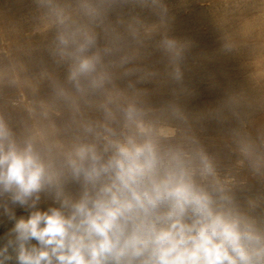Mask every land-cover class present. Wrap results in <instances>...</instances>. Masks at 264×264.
<instances>
[{
    "label": "clouds",
    "instance_id": "1",
    "mask_svg": "<svg viewBox=\"0 0 264 264\" xmlns=\"http://www.w3.org/2000/svg\"><path fill=\"white\" fill-rule=\"evenodd\" d=\"M179 7L27 0L0 32V264H264V79L204 99Z\"/></svg>",
    "mask_w": 264,
    "mask_h": 264
},
{
    "label": "bare ground",
    "instance_id": "2",
    "mask_svg": "<svg viewBox=\"0 0 264 264\" xmlns=\"http://www.w3.org/2000/svg\"><path fill=\"white\" fill-rule=\"evenodd\" d=\"M175 34L192 41L196 87L204 99L222 88L252 91L264 79V0H177ZM27 0H0V32L21 26ZM225 32L238 50L222 51Z\"/></svg>",
    "mask_w": 264,
    "mask_h": 264
}]
</instances>
